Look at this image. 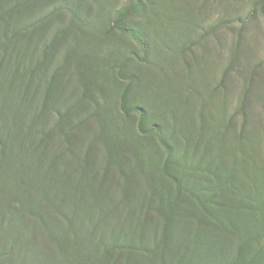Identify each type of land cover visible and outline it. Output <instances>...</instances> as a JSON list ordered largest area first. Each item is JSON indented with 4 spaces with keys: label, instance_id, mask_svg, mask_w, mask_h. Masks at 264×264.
<instances>
[{
    "label": "rangeland",
    "instance_id": "rangeland-1",
    "mask_svg": "<svg viewBox=\"0 0 264 264\" xmlns=\"http://www.w3.org/2000/svg\"><path fill=\"white\" fill-rule=\"evenodd\" d=\"M0 264H264V0H0Z\"/></svg>",
    "mask_w": 264,
    "mask_h": 264
},
{
    "label": "trees",
    "instance_id": "trees-1",
    "mask_svg": "<svg viewBox=\"0 0 264 264\" xmlns=\"http://www.w3.org/2000/svg\"><path fill=\"white\" fill-rule=\"evenodd\" d=\"M188 186H189V184L188 185L185 184V186L176 187L175 188L176 194L173 197H172V194L170 191L167 192L166 210L165 211H159L161 213L163 221L165 222V228H164L165 234L167 233V231H170L172 227L175 228V230H176L182 224L181 222L184 220V216L181 215L180 213H182V209L185 205L183 203L184 200H187V202H190L189 200H193V201L197 202V204L200 203L199 198H195L193 195L188 193V191H187ZM107 196H108V194H107ZM98 197H105V196L103 194L98 195V196L97 195L92 196L90 201L93 204H95L96 200L100 199ZM105 198H106V200H108L107 197H105ZM171 201H176V202L172 203ZM207 218H208V221H211V222L217 221L216 217H214V215H212V214H209ZM218 218L222 219L221 221L223 222L222 213L218 216ZM203 224H204V221L202 220V225ZM173 234H174V232H173ZM173 234H172V237H173ZM168 237H171V233L166 235V238H168ZM164 242L165 241H164V236H163L162 243H164Z\"/></svg>",
    "mask_w": 264,
    "mask_h": 264
}]
</instances>
